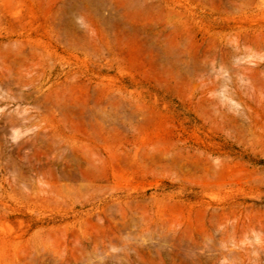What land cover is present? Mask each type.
Returning <instances> with one entry per match:
<instances>
[{"label": "rangeland", "instance_id": "rangeland-1", "mask_svg": "<svg viewBox=\"0 0 264 264\" xmlns=\"http://www.w3.org/2000/svg\"><path fill=\"white\" fill-rule=\"evenodd\" d=\"M0 264H264V0H0Z\"/></svg>", "mask_w": 264, "mask_h": 264}, {"label": "bare ground", "instance_id": "bare-ground-1", "mask_svg": "<svg viewBox=\"0 0 264 264\" xmlns=\"http://www.w3.org/2000/svg\"><path fill=\"white\" fill-rule=\"evenodd\" d=\"M18 53H19V51H18ZM37 65H39V63L38 62H36V63H32L28 68H26L25 70V72L24 73H22V83L23 84H26V85H29V84H32V83H34L35 82V80H38V84L36 85V87H38V88H40V87H42L44 84H45V78H46V74L44 73L42 76L40 75V71H39V69L37 68ZM26 66V65H25ZM28 66V65H27ZM53 70V69H52ZM21 72H23V71H21ZM21 72H19L20 74H21ZM53 71H51V73H52ZM24 74H25V76H24ZM21 76V75H20ZM21 78V77H20ZM37 78V79H36ZM59 97V96H58ZM54 101V100H53ZM52 101V102H53ZM57 101V100H56ZM61 101V100H60ZM48 104V103H47ZM51 104V103H50ZM49 104V105H50ZM59 104V103H58ZM52 105V104H51ZM56 105V106H55ZM57 107V109H56V111L58 110V106H57V104H54V102H53V105H52V108H51V106H50V109L52 110V111H55V110H53V109H55V108H53V107ZM61 106V105H60ZM48 111V110H47ZM50 111V110H49ZM59 111V110H58ZM50 112H48V114H49ZM52 114V113H51ZM50 115V114H49ZM51 116V115H50ZM73 150H75V149H73ZM92 150V149H91ZM77 151V150H76ZM93 151V150H92ZM75 152V151H74ZM82 152V151H81ZM90 152V151H89ZM94 152V151H93ZM137 153H138V151H137ZM148 153V152H147ZM140 154V153H139ZM138 154V155H139ZM87 155V154H86ZM96 155V154H95ZM137 155V156H138ZM81 156V155H80ZM87 156H89V155H87ZM91 156V155H90ZM94 156V155H93ZM97 156V155H96ZM91 158V157H90ZM90 158H86L87 160L88 159H90ZM100 158V157H99ZM143 158V157H142ZM92 159V158H91ZM91 159L89 160L90 162H91ZM100 159H102V158H100ZM82 160V159H81ZM84 161V160H83ZM86 161V160H85ZM84 161V162H85ZM101 161V160H100ZM80 162V161H79ZM89 163V162H88ZM95 164V163H94ZM77 165H78V163H77ZM103 166V165H102ZM79 167V166H78ZM96 167V165L93 167V168H95ZM80 169V168H79ZM97 169V168H96ZM105 169V168H104ZM99 170H102V169H99ZM86 171V170H85ZM98 171V170H97ZM80 172H81V170H80ZM83 172V171H82ZM81 172V173H82ZM88 173L89 172H92V170L91 171H87ZM94 172V171H93ZM80 173V174H81ZM85 173V172H84ZM95 173V172H94ZM99 173V172H98ZM83 174V173H82ZM85 174H87V173H85ZM97 174V173H96ZM93 175V174H92ZM95 175V174H94ZM86 176H88V175H86ZM84 177V176H83ZM96 177V176H95ZM106 177V176H105ZM22 178V177H21ZM93 178H94V176H93ZM27 179V178H26ZM45 180V179H44ZM84 180V179H83ZM22 181V180H21ZM23 181H24V178H23ZM28 181H29V179H28ZM46 181V180H45ZM44 182V181H43ZM28 183V182H27ZM27 183H25V185L27 184ZM53 184V183H52ZM85 184V183H84ZM86 184H88L89 185V183H86ZM83 185V184H82ZM51 186V185H50ZM85 186V185H84ZM86 187V186H85ZM75 188V187H74ZM100 189V188H99ZM41 190V189H40ZM43 190V189H42ZM41 190V191H42ZM89 191H91L90 189H89ZM29 193V192H28ZM65 193V192H64ZM67 193H70V192H67ZM67 193H65V195L67 194ZM64 195V196H65ZM27 196H29V195H27ZM63 196V197H64ZM31 197V196H30Z\"/></svg>", "mask_w": 264, "mask_h": 264}]
</instances>
